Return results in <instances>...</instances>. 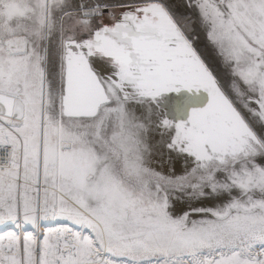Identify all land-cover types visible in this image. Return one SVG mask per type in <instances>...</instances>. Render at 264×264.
Here are the masks:
<instances>
[{"label": "snow or ice", "instance_id": "snow-or-ice-1", "mask_svg": "<svg viewBox=\"0 0 264 264\" xmlns=\"http://www.w3.org/2000/svg\"><path fill=\"white\" fill-rule=\"evenodd\" d=\"M0 264H264V0H0Z\"/></svg>", "mask_w": 264, "mask_h": 264}, {"label": "rangeland", "instance_id": "rangeland-1", "mask_svg": "<svg viewBox=\"0 0 264 264\" xmlns=\"http://www.w3.org/2000/svg\"><path fill=\"white\" fill-rule=\"evenodd\" d=\"M176 170H177V172L180 171V167H179V165L176 166Z\"/></svg>", "mask_w": 264, "mask_h": 264}]
</instances>
